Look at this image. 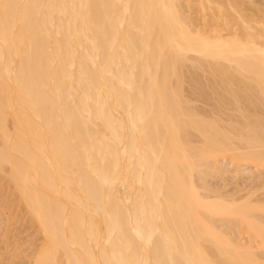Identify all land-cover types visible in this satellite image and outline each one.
Here are the masks:
<instances>
[{
    "label": "bare ground",
    "instance_id": "1",
    "mask_svg": "<svg viewBox=\"0 0 264 264\" xmlns=\"http://www.w3.org/2000/svg\"><path fill=\"white\" fill-rule=\"evenodd\" d=\"M6 211L29 264H264V0H0Z\"/></svg>",
    "mask_w": 264,
    "mask_h": 264
},
{
    "label": "rangeland",
    "instance_id": "2",
    "mask_svg": "<svg viewBox=\"0 0 264 264\" xmlns=\"http://www.w3.org/2000/svg\"><path fill=\"white\" fill-rule=\"evenodd\" d=\"M257 4H259V3H255V5H257ZM258 6V5H257ZM188 85L190 84V83H187ZM186 87H191V86H187L186 85ZM188 94H189V91H188ZM195 103V102H194ZM197 103V102H196ZM223 162V161H222ZM221 162V164H225V163H222ZM226 166H228L229 168H230V165H225V167ZM241 171H243L242 173H241V171H239L242 175L244 174V170H246L243 166L241 167V168H239ZM228 170H230V169H228ZM228 170H226V171H228ZM225 171V170H224ZM226 171L224 172L225 173V175H226ZM230 173H232L231 171H230ZM229 172H227V175H229L230 174ZM222 174H223V172H222ZM222 174H220L219 176H216V177H212L213 176V174H210V176H206L207 177V179L209 180V182L208 181H206L207 183H208V185H210L209 183H211L213 186L215 185V182H217L216 183V185L217 186H214L215 187V189L217 188L218 189V187H219V189H221V187H223V191H225L224 189H225V187H227V186H224L225 185V183L226 184H228L229 185V183L230 182H232V183H235V182H237L238 181V184L239 185H241L240 187H238L239 188V190L237 189V183H236V185L234 186V184H232V183H230V185L227 187V189H226V193H228V191L230 190V191H234L235 190V188L237 189L236 191H234V192H232V193H234L235 194V192H237L236 194H238V193H240L241 194V192L242 191H240V190H242L243 188H245V187H243L242 189H240L242 186H244V184L241 182V181H239L240 179L242 180V177H240L241 176V174H240V176H238V178H239V180L237 179V180H230L229 178H228V182H221V181H223V178H224V174L222 175ZM233 174V173H232ZM234 175V174H233ZM239 175V174H238ZM223 176V177H222ZM230 176L232 177V175L230 174ZM245 176H246V174H245ZM244 176V177H245ZM221 177H222V180H221ZM227 177H229V176H227ZM230 177V178H231ZM243 177V178H244ZM220 179V180H219ZM227 179V178H226ZM225 181V180H224ZM234 181V182H233ZM214 182V183H213ZM240 182V183H239ZM223 183V184H222ZM220 184V185H219ZM222 184V185H221ZM231 184H232V186H231ZM212 185L211 186H209V187H211V188H213L212 187ZM247 186V185H246ZM232 187V188H231ZM247 189H248V187H246ZM250 188V187H249ZM214 189V188H213ZM218 189V190H219ZM231 189H233V190H231ZM247 189H243L244 191L246 190L247 191ZM219 191H221V190H219ZM240 191V192H239ZM243 191V192H244ZM222 192V191H221ZM242 192V193H243ZM223 193V192H222ZM226 193H224V195H226ZM231 194V193H230ZM229 195V194H228ZM7 212L8 211H6L4 214H5V217H4V214L2 215V213L0 214L1 216H2V219H0V222H2L3 220L5 221V218H6V215H7ZM8 214H9V212H8ZM3 217H4V219H3ZM1 218V217H0ZM5 223V222H4ZM4 223H1V227H0V229L4 226ZM2 224H3V226H2ZM19 225H21V226H17V224L15 225L16 227H20L19 229L17 228V231L19 232V234H18V232L16 231V233L13 235V234H11V236L9 235V237L7 236L6 237V239H8V240H10L9 242L6 240V239H4V237H2L3 235H5V233H6V231H5V229H4V227L0 230L1 232H0V264H1V262L3 263V264H29L30 263V260H28L29 258H31L32 256L30 255V254H33V252L34 251H32V249H37V247L39 248V244H41V238H40V236H38L37 237V233H34V235H33V230L35 231V229H32L31 227H29V228H31V229H27V227L25 228L24 226H22L23 224H19ZM21 227H23V228H21ZM25 228V229H24ZM3 229H4V232H3ZM22 229H23V233H22ZM27 229V230H26ZM20 230V231H19ZM26 230V231H25ZM29 230H32V231H29ZM25 231V232H24ZM21 232V233H20ZM28 232V233H27ZM4 233V234H3ZM3 234V235H2ZM7 235V234H6ZM5 235V236H6ZM13 235V236H12ZM16 235V237L17 238H14V236ZM18 235V236H17ZM32 235V236H31ZM26 236V237H25ZM33 236H35V237H33ZM23 237V238H22ZM11 238V239H10ZM14 238V239H13ZM25 238V239H24ZM34 238V239H33ZM33 239V241H31ZM2 240H3V242H2ZM6 240V241H5ZM19 242H17V241ZM36 240V241H35ZM5 241V242H4ZM12 241V242H11ZM14 241V242H13ZM40 241V242H39ZM29 242H31V244H33L32 242H34L35 243V245H36V247H35V245H33L34 246V248H31V247H33V246H30L31 244L29 243ZM39 242V243H38ZM3 243V244H2ZM7 243V244H6ZM16 243V244H15ZM28 243H29V245H28ZM9 244V245H8ZM19 244V245H18ZM25 245V247H23L24 245ZM38 244V245H37ZM17 245V246H16ZM21 245H22V247H21ZM4 246V247H3ZM9 246V247H8ZM16 246V247H15ZM20 246V247H19ZM27 246V247H26ZM18 247H19V249H18ZM30 247V248H29ZM9 248V249H8ZM11 248V249H10ZM17 248V249H16ZM20 248L21 249H23V250H20ZM25 248V249H24ZM7 249L8 250H10V251H8L7 252ZM6 250V251H5ZM28 250V251H27ZM3 251V252H2ZM16 251V252H15ZM21 251V253H20V255L18 256V252H20ZM23 251V252H22ZM29 253V254H26V253ZM5 253H7V254H5ZM17 253V254H16ZM4 254V255H3ZM10 254V255H9ZM15 254H16V256H15ZM22 254V255H21ZM25 256H24V255ZM7 255H8V257H9V262H8V257H7ZM27 255V256H26ZM11 256V257H10ZM15 256V257H14ZM20 257L18 260H16V257ZM14 257V258H13ZM2 258V259H1ZM14 259V261L13 262H11L10 263V261H12ZM26 260V261H25ZM29 261V262H28Z\"/></svg>",
    "mask_w": 264,
    "mask_h": 264
}]
</instances>
